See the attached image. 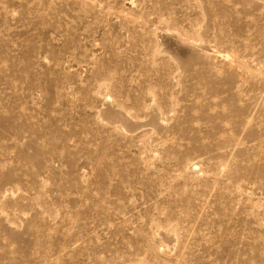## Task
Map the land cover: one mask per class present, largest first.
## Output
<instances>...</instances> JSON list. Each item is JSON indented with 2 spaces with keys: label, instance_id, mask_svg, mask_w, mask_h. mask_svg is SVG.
<instances>
[{
  "label": "rangeland",
  "instance_id": "1",
  "mask_svg": "<svg viewBox=\"0 0 264 264\" xmlns=\"http://www.w3.org/2000/svg\"><path fill=\"white\" fill-rule=\"evenodd\" d=\"M0 264H264V0H0Z\"/></svg>",
  "mask_w": 264,
  "mask_h": 264
},
{
  "label": "bare ground",
  "instance_id": "2",
  "mask_svg": "<svg viewBox=\"0 0 264 264\" xmlns=\"http://www.w3.org/2000/svg\"><path fill=\"white\" fill-rule=\"evenodd\" d=\"M222 57V56H221Z\"/></svg>",
  "mask_w": 264,
  "mask_h": 264
}]
</instances>
